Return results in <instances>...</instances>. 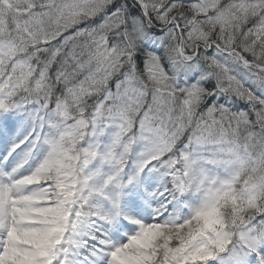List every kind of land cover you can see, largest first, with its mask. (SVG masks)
Wrapping results in <instances>:
<instances>
[{"label": "snow or ice", "instance_id": "1", "mask_svg": "<svg viewBox=\"0 0 264 264\" xmlns=\"http://www.w3.org/2000/svg\"><path fill=\"white\" fill-rule=\"evenodd\" d=\"M0 264H264V0H0Z\"/></svg>", "mask_w": 264, "mask_h": 264}]
</instances>
